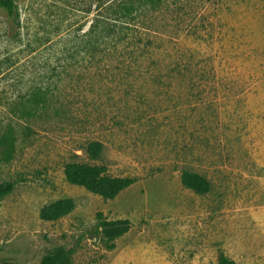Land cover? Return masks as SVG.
Returning <instances> with one entry per match:
<instances>
[{
  "label": "rangeland",
  "instance_id": "obj_1",
  "mask_svg": "<svg viewBox=\"0 0 264 264\" xmlns=\"http://www.w3.org/2000/svg\"><path fill=\"white\" fill-rule=\"evenodd\" d=\"M15 2L18 25L0 5V134L14 135L0 180L16 182L0 199V262L64 246L75 264H219L221 252L264 264V0H156L109 37L97 0ZM41 79L50 107L28 117L21 96ZM69 161L136 181L107 199L70 183ZM185 169L212 190L186 187ZM64 197L72 212L40 217ZM99 212L131 222L114 249L95 234Z\"/></svg>",
  "mask_w": 264,
  "mask_h": 264
},
{
  "label": "trees",
  "instance_id": "obj_2",
  "mask_svg": "<svg viewBox=\"0 0 264 264\" xmlns=\"http://www.w3.org/2000/svg\"><path fill=\"white\" fill-rule=\"evenodd\" d=\"M97 8L104 10L102 15L107 16L108 20L104 36H112L120 24L131 26L134 24L139 14L147 8L149 3L156 0H97ZM0 5L6 9L8 15L15 24L20 23V14L15 0H0ZM102 7V8H101ZM90 34L93 36L97 32L98 22L92 24ZM124 27V26H121ZM99 39V36H94ZM31 85L27 92L21 96L20 102L24 107L28 117L44 114L50 107L51 84L48 79L44 82ZM14 135L12 129H5L0 134V145L3 147L2 158L8 160L12 156V145ZM104 145L101 141H92L88 144L86 151L92 159H98L103 151ZM107 166L103 164H91L86 162L69 161L65 164V175L67 180L76 185L85 187L87 190L99 194L107 199H113L124 189L131 186L136 179L129 176H112L107 171ZM182 183L198 194H206L213 188L211 180L203 174L191 169H185L181 174ZM16 187L13 180H0V199L10 195ZM75 200L71 197H64L49 202L40 210V217L43 220L54 221L66 216L74 210ZM95 234L103 237L107 242V249H114L116 246L115 238L129 231L131 228L130 220L126 218L107 219L103 212L97 214ZM72 249L59 246L47 253L38 264H75L72 259ZM0 264H24L20 262L1 261ZM219 264H236L235 260L224 252L220 253Z\"/></svg>",
  "mask_w": 264,
  "mask_h": 264
}]
</instances>
